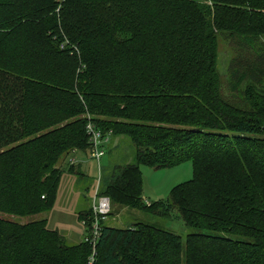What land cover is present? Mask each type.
<instances>
[{"label":"trees","instance_id":"trees-1","mask_svg":"<svg viewBox=\"0 0 264 264\" xmlns=\"http://www.w3.org/2000/svg\"><path fill=\"white\" fill-rule=\"evenodd\" d=\"M220 40L235 55L230 95ZM89 121L134 147L99 195L165 220L176 212L195 230L185 241L102 220L93 245L92 208L78 214L79 245L48 219L17 221L52 212L59 163L91 155ZM187 162L192 181L145 202L142 167ZM91 261L264 264V0H0V264Z\"/></svg>","mask_w":264,"mask_h":264},{"label":"rangeland","instance_id":"rangeland-1","mask_svg":"<svg viewBox=\"0 0 264 264\" xmlns=\"http://www.w3.org/2000/svg\"><path fill=\"white\" fill-rule=\"evenodd\" d=\"M218 52L223 91L230 95L226 76L228 65L235 55L231 45L223 40L219 42ZM104 148L106 155L100 164L93 160L90 154L79 153L77 155L73 165L76 166L77 171L86 175L81 181H78L77 177L69 170L72 156L63 159L59 163V167H62L65 173L62 176L52 212L37 217L17 219V221L23 224L48 219L49 230L59 232L67 243L70 245L83 243L88 233L84 224L79 220L78 214L83 211L88 212L91 209L95 190L100 186L101 180H105L110 174L113 167L134 162V147L126 137L112 138L109 143L105 144ZM141 174L143 198L146 203L154 204L167 200L175 187L192 181L194 169L192 163L187 162L166 170L142 167ZM138 223L168 230L180 236L184 241L189 234L195 232V230L185 226L176 212L172 214L171 219L165 220L144 212L112 205L111 213L105 221V225L116 229L131 228Z\"/></svg>","mask_w":264,"mask_h":264},{"label":"built area","instance_id":"built-area-1","mask_svg":"<svg viewBox=\"0 0 264 264\" xmlns=\"http://www.w3.org/2000/svg\"><path fill=\"white\" fill-rule=\"evenodd\" d=\"M87 132L90 136V143L92 145L91 156L93 160L97 161L100 164L102 158L106 155V151L104 148L105 144L110 141L111 137L108 136L107 138H104L101 130H99L92 121H89L87 124ZM99 187L100 186H98L94 192L91 204V208L95 216L93 232L91 235V242L93 243V245L96 244L97 239L100 236V222L102 220H106L112 210L110 199L99 195ZM87 241L90 240L87 239Z\"/></svg>","mask_w":264,"mask_h":264},{"label":"crops","instance_id":"crops-1","mask_svg":"<svg viewBox=\"0 0 264 264\" xmlns=\"http://www.w3.org/2000/svg\"><path fill=\"white\" fill-rule=\"evenodd\" d=\"M111 139H112V138H110V140H111ZM109 142H110V141H109ZM109 142H108V143H109ZM78 154H79V153H75V154L72 155V159H73L74 161H75V159H76V157H77ZM149 204H150V203H149Z\"/></svg>","mask_w":264,"mask_h":264}]
</instances>
